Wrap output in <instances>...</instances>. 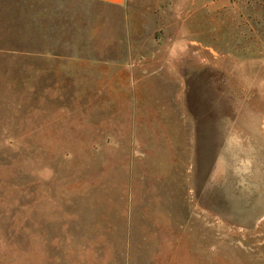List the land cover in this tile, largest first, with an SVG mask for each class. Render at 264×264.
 Here are the masks:
<instances>
[{
  "label": "rangeland",
  "instance_id": "1",
  "mask_svg": "<svg viewBox=\"0 0 264 264\" xmlns=\"http://www.w3.org/2000/svg\"><path fill=\"white\" fill-rule=\"evenodd\" d=\"M0 264H264V0H0Z\"/></svg>",
  "mask_w": 264,
  "mask_h": 264
},
{
  "label": "crops",
  "instance_id": "2",
  "mask_svg": "<svg viewBox=\"0 0 264 264\" xmlns=\"http://www.w3.org/2000/svg\"><path fill=\"white\" fill-rule=\"evenodd\" d=\"M88 1L97 2L105 5H111V6H120L126 2V0H88Z\"/></svg>",
  "mask_w": 264,
  "mask_h": 264
}]
</instances>
